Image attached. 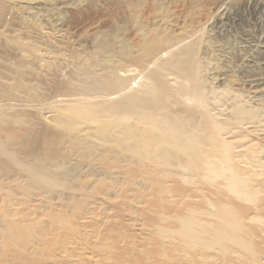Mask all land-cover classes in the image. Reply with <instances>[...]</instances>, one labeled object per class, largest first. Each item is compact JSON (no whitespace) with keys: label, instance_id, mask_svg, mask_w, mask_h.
<instances>
[{"label":"bare ground","instance_id":"1","mask_svg":"<svg viewBox=\"0 0 264 264\" xmlns=\"http://www.w3.org/2000/svg\"><path fill=\"white\" fill-rule=\"evenodd\" d=\"M241 6L0 0V264H264V103L206 67Z\"/></svg>","mask_w":264,"mask_h":264},{"label":"rangeland","instance_id":"2","mask_svg":"<svg viewBox=\"0 0 264 264\" xmlns=\"http://www.w3.org/2000/svg\"><path fill=\"white\" fill-rule=\"evenodd\" d=\"M226 15L205 30L206 41H209L205 48L208 49L206 67L210 81L219 88H229L242 95L250 105L258 106L264 103V94L259 92L264 89V6L229 8ZM35 22L33 20L32 25L37 34L51 28ZM51 24H55L54 20ZM63 73L68 80L74 79L70 69ZM130 75L132 80H138L135 74Z\"/></svg>","mask_w":264,"mask_h":264}]
</instances>
